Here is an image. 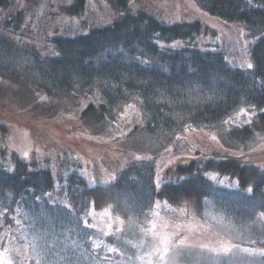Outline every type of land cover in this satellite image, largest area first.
I'll use <instances>...</instances> for the list:
<instances>
[{
	"label": "trees",
	"instance_id": "trees-1",
	"mask_svg": "<svg viewBox=\"0 0 264 264\" xmlns=\"http://www.w3.org/2000/svg\"><path fill=\"white\" fill-rule=\"evenodd\" d=\"M133 1L68 0L59 10L68 16L80 15L96 2L118 15L73 36L57 32L47 38L41 32L50 50L44 55L35 44L17 39L22 37L24 10L14 0H0V81L13 76L11 66L24 67L17 62L19 56L30 55L33 70L23 79L17 77L39 96L84 99L72 112L87 126L110 122L111 134L124 125L118 115L129 104L140 109L143 119L128 130L127 138L143 134L164 142L183 130L221 129L226 141L243 148L262 138L264 0H196L211 14L241 22L255 37L251 68L231 66L222 52L199 48L195 40L210 32L200 21L169 23L143 10L135 12ZM48 6L40 8L38 22L49 18ZM176 40L186 45L164 47ZM32 106L40 113H56L48 100H36ZM243 110L252 111L248 120L234 119L227 126L225 122ZM149 158H131L108 183L91 185L70 174L58 180L60 189L47 169H30L18 155L13 170L0 162V222L7 226L0 231L19 241L14 233L19 226L31 230L26 241L34 243L40 255L37 264H146V247H137V242L158 201L176 206L187 217L203 218L209 205L238 228L241 238L230 243L236 250L219 255L192 247L179 251L177 264H264V169L235 155L204 154L178 163L174 181L158 187ZM211 173L227 174L238 185H219ZM90 208L111 210L123 222L117 233L126 232L125 238L85 225Z\"/></svg>",
	"mask_w": 264,
	"mask_h": 264
},
{
	"label": "rangeland",
	"instance_id": "rangeland-1",
	"mask_svg": "<svg viewBox=\"0 0 264 264\" xmlns=\"http://www.w3.org/2000/svg\"><path fill=\"white\" fill-rule=\"evenodd\" d=\"M14 2L26 14L22 40L17 39L21 43L35 44L44 55L50 54V50L42 36L48 38L58 33L72 36L85 33L91 27L111 22L118 15L110 11L108 5L100 6V2L92 7L85 6L80 15L71 16L59 11L60 6L68 0ZM45 3L49 4V18L45 22H38L40 8ZM132 6L135 12L143 10L169 23L198 20L210 31L195 40L199 48L222 52L229 65L234 67L249 68L248 65H252L250 49L255 37L249 36L241 22L227 21L211 14L196 0H134ZM185 45L184 41L176 40L164 44V47L181 48ZM17 62L23 63L24 67L11 66L10 75L13 76L0 81V162L9 170L14 169L15 156L18 155L30 164V169H47L54 187L60 189L58 180L65 179L70 174L82 176L91 185L111 182L128 160L143 158L144 154L150 157V162H154L158 187L163 182L174 181L173 173L178 163L204 154L235 155L246 163L264 169V136L251 142L246 148L226 141L221 129L183 130L175 139H166L164 142L157 137L147 138L143 134L130 135L127 138L128 130L133 125L140 124L143 119L140 109L129 104L118 115L120 123L124 125L114 132L111 131V134L108 131L110 122L87 126L72 112L84 99L62 95L49 97L42 93L39 96L38 93H33L31 86L18 78L27 76L31 73L29 70H33L30 67L33 66L31 56H19ZM35 99L48 100L56 113H40L32 106ZM85 105L86 103L83 104ZM250 114L252 111L243 110L225 123L228 126L234 123V119L246 121ZM209 176L222 186H229L230 182L238 185L237 179L227 174L211 173ZM56 195L58 197V191ZM158 203L147 228L142 231L141 241L137 242V247H146L142 258L146 264H177L179 251L192 247L210 254L232 253L236 250L230 243L234 238L240 239L241 233L236 225L229 223L222 214L215 213L209 205L205 208L204 217L200 218L187 217L182 210L163 200ZM85 219V225L97 228L105 234L115 235L119 231L118 225H123L111 210L106 209L90 208ZM127 225L132 227L131 222ZM2 227L6 229L7 226L0 222V228ZM29 231L31 230L27 231L24 226H19L14 232L16 238H22L19 241L13 240L12 234H2L0 231V253H3L0 264H33L36 260V264L38 263L40 255L33 243L34 239L30 237L31 244L33 243L31 246L26 241ZM117 234L124 239L126 232L123 235L120 232ZM250 248L239 247L237 250L256 253Z\"/></svg>",
	"mask_w": 264,
	"mask_h": 264
},
{
	"label": "flooded vegetation",
	"instance_id": "flooded-vegetation-1",
	"mask_svg": "<svg viewBox=\"0 0 264 264\" xmlns=\"http://www.w3.org/2000/svg\"><path fill=\"white\" fill-rule=\"evenodd\" d=\"M2 256H3V253H0V261L2 260V258H1Z\"/></svg>",
	"mask_w": 264,
	"mask_h": 264
},
{
	"label": "snow or ice",
	"instance_id": "snow-or-ice-1",
	"mask_svg": "<svg viewBox=\"0 0 264 264\" xmlns=\"http://www.w3.org/2000/svg\"><path fill=\"white\" fill-rule=\"evenodd\" d=\"M248 67H249V68H251V67H252V65H251V64H249V65H248Z\"/></svg>",
	"mask_w": 264,
	"mask_h": 264
}]
</instances>
